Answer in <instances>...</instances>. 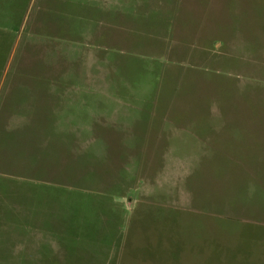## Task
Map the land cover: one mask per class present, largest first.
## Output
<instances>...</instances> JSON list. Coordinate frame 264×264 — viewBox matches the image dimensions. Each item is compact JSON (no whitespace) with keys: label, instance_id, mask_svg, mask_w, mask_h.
<instances>
[{"label":"rangeland","instance_id":"374dc122","mask_svg":"<svg viewBox=\"0 0 264 264\" xmlns=\"http://www.w3.org/2000/svg\"><path fill=\"white\" fill-rule=\"evenodd\" d=\"M0 264H264V0H0Z\"/></svg>","mask_w":264,"mask_h":264}]
</instances>
